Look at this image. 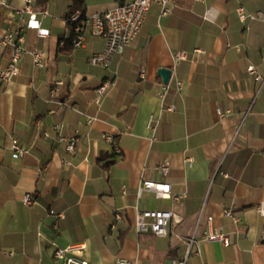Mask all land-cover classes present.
<instances>
[{
  "label": "crops",
  "instance_id": "1",
  "mask_svg": "<svg viewBox=\"0 0 264 264\" xmlns=\"http://www.w3.org/2000/svg\"><path fill=\"white\" fill-rule=\"evenodd\" d=\"M25 1L0 4V28H16ZM125 1L85 0L81 10L91 15ZM72 4L34 0L36 10L49 11L39 17L50 35L26 29L25 45L44 52V66L26 53L20 73L0 82V263L55 264L57 247L85 242L89 264H264L257 210L264 201V0H174L167 15L153 4L139 36L108 69L90 62L101 37L87 29L86 46L73 45ZM241 6L256 17L242 20ZM208 7L218 11L215 21L203 18ZM163 67L172 70L169 83ZM164 84L170 89L161 98ZM61 137L78 139L73 152ZM14 140L24 150L19 158ZM144 179L168 181L186 197L138 195ZM29 193L34 203L24 202ZM226 206L239 221L224 214ZM141 210H170L180 221L166 236L139 233ZM217 227L229 246L204 239Z\"/></svg>",
  "mask_w": 264,
  "mask_h": 264
},
{
  "label": "built area",
  "instance_id": "2",
  "mask_svg": "<svg viewBox=\"0 0 264 264\" xmlns=\"http://www.w3.org/2000/svg\"><path fill=\"white\" fill-rule=\"evenodd\" d=\"M173 1L174 0H127L113 9L91 15H84L80 10H77L68 17V20L75 24L72 43L76 48L85 47L87 29H89L92 35L101 37L104 41L103 47L92 54L90 62L95 66L108 69L112 65L114 59L119 54H122L126 47L139 36L148 19L152 5H159L162 9V14L167 15L172 11ZM196 1L206 2V0ZM33 3L34 0H26L24 7L16 10L20 15V20L16 28H0V82H10L20 73L21 59L26 53L32 54L33 62L36 66H44V52L40 49L29 50L25 45L24 32L26 29H36L41 37L50 35V30L43 26L42 20L39 17V14L47 16L49 11L46 9L38 11L34 8ZM0 4L6 6L9 2L8 0H0ZM239 11L242 20L256 17L254 14L247 12L242 6L239 8ZM25 15H27V17H25ZM217 16L218 11L213 7H208L203 14V18L207 21H215ZM7 51H9V59L4 61L2 56ZM176 57L178 59H183L186 55L184 52H178ZM248 70L251 73L256 72L253 65L249 66ZM140 77L142 79L146 78L144 68L140 72ZM257 79H261V76L257 75ZM108 87L109 84L106 83L98 88L99 98L105 94ZM177 87L181 89L182 82L178 81ZM169 89L170 84H164L162 90L158 92V95L161 98H165ZM52 92L56 94L57 89H53ZM153 123L154 119L152 118L150 120L151 127ZM105 138L111 139V136L107 135ZM61 139L66 143V147L69 151L73 152L75 150L78 142L77 138L61 137ZM12 149L14 151V158H19L24 152L17 140H14ZM192 161V157L188 158V162ZM158 168L163 173H168L170 169L167 164H161ZM145 191L154 192L158 198H171L174 202L181 201L186 197L185 193H174L172 184L163 180L144 179L138 188V195H142ZM24 202L27 204L34 203L35 195L30 193L26 194ZM257 210L264 216V201L257 206ZM52 212H54V210H52ZM224 214L233 217L236 222L239 221V218L234 216V209L232 206H226L224 208ZM121 217V214H117L118 219ZM212 220L213 217H209V223H211ZM172 221H180V218H178L173 211L141 210L136 216L135 228L139 233L150 232L158 236H166L169 234V226ZM204 239L208 241H220L226 246H229L231 243L229 234L222 227L210 228L205 232ZM262 239L264 240V230ZM90 255L91 251L89 246L85 242H79L66 247H57L53 253V260L55 264H89ZM118 263L133 264V262L125 259H119ZM173 263L184 264L177 260H173Z\"/></svg>",
  "mask_w": 264,
  "mask_h": 264
},
{
  "label": "water",
  "instance_id": "3",
  "mask_svg": "<svg viewBox=\"0 0 264 264\" xmlns=\"http://www.w3.org/2000/svg\"><path fill=\"white\" fill-rule=\"evenodd\" d=\"M159 74L161 75L165 83L170 82L171 77H172V70L170 68H166V67L160 68Z\"/></svg>",
  "mask_w": 264,
  "mask_h": 264
},
{
  "label": "trees",
  "instance_id": "4",
  "mask_svg": "<svg viewBox=\"0 0 264 264\" xmlns=\"http://www.w3.org/2000/svg\"><path fill=\"white\" fill-rule=\"evenodd\" d=\"M84 4H85V0H73V4H72L73 10L74 11L80 10L82 14L85 15L86 13L81 10L83 9Z\"/></svg>",
  "mask_w": 264,
  "mask_h": 264
}]
</instances>
